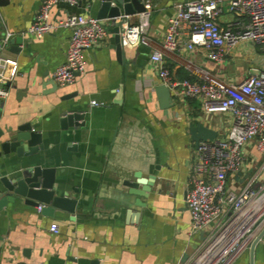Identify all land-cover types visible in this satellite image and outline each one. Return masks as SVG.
<instances>
[{"label":"crops","instance_id":"1","mask_svg":"<svg viewBox=\"0 0 264 264\" xmlns=\"http://www.w3.org/2000/svg\"><path fill=\"white\" fill-rule=\"evenodd\" d=\"M41 1L0 4V36L10 33L11 38L20 35L24 39L17 53L9 49V43L0 50L9 60L10 87L9 96L0 102V127L31 121L41 138L34 155L10 153L0 158V174L19 172L20 163L38 160L54 169V183L78 203L71 219L63 210L43 212L45 205L38 211L22 198L7 201L0 209V264L182 263L202 241L201 233L191 232L185 204L196 146L189 127L201 124L215 131V137L221 136L230 125V116L206 115L198 101L172 93L171 107L161 109L154 90L161 83L150 55L159 51L176 80L196 79L191 66L236 83L253 69H264L260 47L240 41L219 62L208 59L202 49L168 51L162 46L166 21L177 4L192 0H140L151 6L143 37L124 45L118 56L107 30L97 45L84 51V72L72 84L55 88L51 73L65 60L70 30L59 28L42 38L28 34ZM98 3L57 4L50 17L57 20L67 13L96 17ZM127 20L124 26H134L139 15ZM238 20L224 13L219 22L225 26ZM103 22L109 29V23ZM69 108L84 115L78 121L84 125L62 128L61 113ZM246 151L239 181L244 184L257 174V183L264 182V154L254 142ZM135 171L142 178L155 176L146 197L129 193L126 181L133 180ZM52 223L57 225L56 233L49 229ZM232 264H250L249 248ZM253 264H264V237L254 247Z\"/></svg>","mask_w":264,"mask_h":264},{"label":"built area","instance_id":"2","mask_svg":"<svg viewBox=\"0 0 264 264\" xmlns=\"http://www.w3.org/2000/svg\"><path fill=\"white\" fill-rule=\"evenodd\" d=\"M94 0H42L27 28L28 34L42 38L59 28H68L70 36L64 62L52 73L57 86L72 84L85 70L83 53L97 45L107 34L103 20L84 13H67L54 20L50 10L57 4L70 7L87 5ZM139 22L124 29L123 44L135 43L148 27L150 3H143ZM230 13L238 21L221 25L222 14ZM12 35L0 36V50ZM240 41L257 44L264 55V0H192L179 3L167 19L162 46L168 51L205 50L206 57L221 61L226 51ZM157 66L159 82L176 98L198 101L206 115L228 114L227 131L213 139L199 141L187 181L186 208L191 232L201 233L196 251L179 264H232L255 239L264 226V182L257 174L244 183L248 158L246 148L254 142L264 154V69H253L242 81L226 82L206 70L188 66L196 79H174L163 64L159 51L150 55ZM8 58L0 55V102L10 94ZM43 205L37 207L38 211ZM50 231L56 233L52 223ZM41 264V263H37Z\"/></svg>","mask_w":264,"mask_h":264},{"label":"water","instance_id":"3","mask_svg":"<svg viewBox=\"0 0 264 264\" xmlns=\"http://www.w3.org/2000/svg\"><path fill=\"white\" fill-rule=\"evenodd\" d=\"M4 1L0 0V4L4 3ZM143 11L144 5L140 0H99L96 18L106 20L109 23L110 28L108 31L113 35L114 47L118 56L124 46L121 34L125 27H130L124 26V24L129 23L127 20L129 17L139 15ZM8 43L9 49L17 53L21 50L20 46L23 45L24 39L19 35L10 38ZM52 84L56 88V84L54 82ZM154 90L159 107L161 109L170 108L172 96L169 89L165 85L160 84ZM116 96L117 99L120 98V89ZM69 97L65 96L64 99ZM69 109H65L61 113L60 123L62 128L67 126L77 128L84 125L83 122H78L84 118V115ZM189 134L196 144L199 141L213 139L216 135L215 131L201 124H191ZM40 142V135L33 130L31 121L21 123L16 127H0V158L8 157L10 153H15L18 157L34 155L40 147ZM26 161L20 163L19 172H11L8 176L0 174V209L7 201L22 198L26 204L33 207L45 205L46 208L43 209V212L47 214L59 209L70 213L72 215L71 219H73L78 201L71 198L54 183V169L46 167L45 164L38 160L28 159ZM132 178L133 180L126 181V185L130 188L129 193L146 197V193L151 190L155 176L151 174L147 178H142L141 173L135 171L132 174ZM137 203L139 202L137 201ZM263 237L264 226L249 246L250 264H253L254 247Z\"/></svg>","mask_w":264,"mask_h":264}]
</instances>
